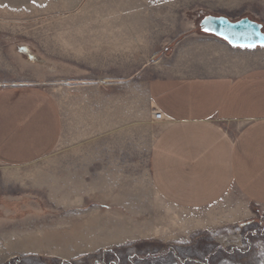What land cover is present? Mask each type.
<instances>
[{"label":"crops","instance_id":"crops-1","mask_svg":"<svg viewBox=\"0 0 264 264\" xmlns=\"http://www.w3.org/2000/svg\"><path fill=\"white\" fill-rule=\"evenodd\" d=\"M131 8L122 59L152 61L142 72L152 105L146 149L139 127L131 117L124 127L120 115L96 128L99 144L109 133L113 147L74 146L90 136L75 116L76 88L85 85L69 74L50 88L0 83V260L136 240L188 247L201 232L248 218L236 195L264 208V46L235 47L196 28L209 14L264 28V0H138ZM65 132L73 146L60 148ZM140 171L153 192L144 222L127 215L140 211Z\"/></svg>","mask_w":264,"mask_h":264},{"label":"rangeland","instance_id":"rangeland-1","mask_svg":"<svg viewBox=\"0 0 264 264\" xmlns=\"http://www.w3.org/2000/svg\"><path fill=\"white\" fill-rule=\"evenodd\" d=\"M137 1L0 0V83L40 82L50 88L69 74L73 83L85 85L76 88L75 116L85 122V133L90 136L84 142L75 141L74 146L113 147L109 133L106 144H99L96 128L99 122H106L108 128L112 116L120 115L124 127H130L132 120L139 127V148L146 149L152 105L142 72L152 61L122 59L125 44L120 34L126 27L125 9L133 10ZM118 3L129 5L122 10ZM196 28L202 31L199 23ZM67 146L73 145L67 142L65 132L59 147ZM122 146L130 147V141L124 140ZM126 174L122 173L124 183ZM139 184V199L145 202L153 192L143 171L139 172ZM235 198L248 218L217 231L201 232L188 247L136 240L107 251L73 256L12 253L0 264H264V208L238 195ZM142 202L139 212L127 215L144 222L146 204Z\"/></svg>","mask_w":264,"mask_h":264},{"label":"water","instance_id":"water-1","mask_svg":"<svg viewBox=\"0 0 264 264\" xmlns=\"http://www.w3.org/2000/svg\"><path fill=\"white\" fill-rule=\"evenodd\" d=\"M199 26L204 33L220 37L235 47H258L264 41L263 25L250 17L231 20L226 16L209 14L201 19Z\"/></svg>","mask_w":264,"mask_h":264},{"label":"built area","instance_id":"built-area-1","mask_svg":"<svg viewBox=\"0 0 264 264\" xmlns=\"http://www.w3.org/2000/svg\"><path fill=\"white\" fill-rule=\"evenodd\" d=\"M153 114H154V118L158 121L163 120L165 118L164 114L157 108H154Z\"/></svg>","mask_w":264,"mask_h":264},{"label":"snow or ice","instance_id":"snow-or-ice-1","mask_svg":"<svg viewBox=\"0 0 264 264\" xmlns=\"http://www.w3.org/2000/svg\"><path fill=\"white\" fill-rule=\"evenodd\" d=\"M207 30V29H206ZM225 38H227V37H225ZM242 46H244V45H242ZM249 47H251V46H253V45H248ZM262 46H264V41H262Z\"/></svg>","mask_w":264,"mask_h":264},{"label":"bare ground","instance_id":"bare-ground-1","mask_svg":"<svg viewBox=\"0 0 264 264\" xmlns=\"http://www.w3.org/2000/svg\"><path fill=\"white\" fill-rule=\"evenodd\" d=\"M120 240V239H119ZM68 255V254H67Z\"/></svg>","mask_w":264,"mask_h":264}]
</instances>
